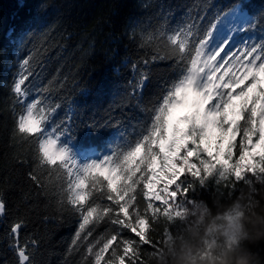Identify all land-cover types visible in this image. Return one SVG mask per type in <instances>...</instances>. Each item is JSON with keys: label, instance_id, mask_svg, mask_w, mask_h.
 I'll return each instance as SVG.
<instances>
[{"label": "snow or ice", "instance_id": "obj_1", "mask_svg": "<svg viewBox=\"0 0 264 264\" xmlns=\"http://www.w3.org/2000/svg\"><path fill=\"white\" fill-rule=\"evenodd\" d=\"M206 8L190 11L175 25L164 16L143 36L138 44L143 52L128 63L131 78L115 106L125 119V110L142 114L138 123H128L135 137L122 132V142L95 158L78 150L75 130L95 132L122 122L109 115L103 122L77 124L71 108L55 120L62 105L49 98L52 82L36 83L42 58L57 48L50 30L41 29V42L3 82L0 103L11 121L4 147L13 169L30 167L26 178L41 189L37 170L54 174L60 182L58 210L77 217L66 257L80 253V264H145L141 249L155 248V225L163 218L167 226L181 197L194 187L182 176L201 185L214 175L264 176V10L234 0L206 20ZM15 37L13 31V42ZM33 144L34 156L23 155L20 149ZM234 150L239 158L231 163ZM102 223L114 226L112 231L94 237ZM27 224L0 187V240L6 249L0 264H37L41 241L25 234ZM125 230L134 237L122 235Z\"/></svg>", "mask_w": 264, "mask_h": 264}, {"label": "trees", "instance_id": "obj_2", "mask_svg": "<svg viewBox=\"0 0 264 264\" xmlns=\"http://www.w3.org/2000/svg\"><path fill=\"white\" fill-rule=\"evenodd\" d=\"M234 0H0V100H4L6 89L4 81L25 58L34 44L41 42V29L50 30L57 48L42 58L43 68L36 83L49 86V98L59 102L55 120L63 118L71 108L77 124L95 119L103 122L109 115L121 120V126L101 128L99 131L75 130L74 143L80 152L92 148L104 151L122 142L121 133L133 139L135 133L128 127L129 120L138 123L142 114L128 111L124 118L121 109L115 107L123 95L126 81L131 78L128 63L137 59L143 50L138 44L149 32L155 31L164 16L169 24L185 18L191 11L193 15L207 5L206 20L221 9L227 10ZM254 10H264V0H247ZM171 14V15H169ZM135 28V39H130ZM13 31L16 33L13 42ZM259 37L260 33L256 34ZM11 66V67H9ZM154 89L149 86L148 93ZM6 102V101H5ZM11 121L4 103H0V187L5 188L13 211L28 218L26 235H35L41 243L36 255L37 264H80L81 255L76 253L66 257V250L77 228V217L70 211H60L57 207L59 180L47 170L38 169L45 187L31 183L26 173L31 170L13 169L6 155L4 144ZM138 131V129H137ZM23 155L34 156V144L20 149ZM185 185L194 187L181 201L210 212L206 223L216 216L228 212L242 194L264 204V176L248 174L240 179L216 182L212 177L205 179L203 185L185 174L181 177ZM139 207H144L143 197H138ZM158 206L160 202H154ZM242 203H248L247 200ZM174 214V213H173ZM172 214V219L164 226L155 225L152 239L157 241L155 248L144 246L142 258L155 252L171 236L192 228L181 216ZM48 216L46 221L44 217ZM114 226L102 223L93 233L94 237L104 236ZM122 235L131 238L133 233L125 230ZM6 253L3 240H0V255Z\"/></svg>", "mask_w": 264, "mask_h": 264}, {"label": "clouds", "instance_id": "obj_3", "mask_svg": "<svg viewBox=\"0 0 264 264\" xmlns=\"http://www.w3.org/2000/svg\"><path fill=\"white\" fill-rule=\"evenodd\" d=\"M244 194L222 218L200 210L196 226L168 238L145 264H264V204ZM247 200L248 203H242Z\"/></svg>", "mask_w": 264, "mask_h": 264}, {"label": "rangeland", "instance_id": "obj_4", "mask_svg": "<svg viewBox=\"0 0 264 264\" xmlns=\"http://www.w3.org/2000/svg\"><path fill=\"white\" fill-rule=\"evenodd\" d=\"M238 141H239V138H238ZM110 148H113V147H110ZM110 148L105 149L103 152L108 151ZM103 152L91 150V151L86 152V153H84V152H81V153L87 155L89 158H95L96 155H98L100 153H103ZM238 158H239V152H238V150H234V156H233V159H232L231 163H235V161L238 160ZM212 178H214L216 180V182H225V181L236 180L237 179V178H235L233 176H225V177L221 178L218 175H214V176H212ZM159 187L162 188L163 185L161 184ZM170 190H174V186H172V188H170ZM228 212H226L224 214H221L219 216H216L214 219L217 220V223H223V220L222 219H218V218L224 217ZM173 215L181 216L183 219H185L188 222V224L191 227H195L196 226V221L198 220L199 215H200V207L196 206V205L192 206V205L186 204V203L181 201L180 207L175 209ZM205 224H206V220H205Z\"/></svg>", "mask_w": 264, "mask_h": 264}]
</instances>
